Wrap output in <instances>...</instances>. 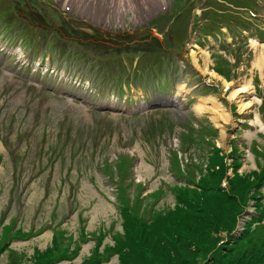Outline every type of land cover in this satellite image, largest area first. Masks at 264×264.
I'll return each mask as SVG.
<instances>
[{
    "label": "rangeland",
    "instance_id": "obj_1",
    "mask_svg": "<svg viewBox=\"0 0 264 264\" xmlns=\"http://www.w3.org/2000/svg\"><path fill=\"white\" fill-rule=\"evenodd\" d=\"M78 2L0 0V264H264V0Z\"/></svg>",
    "mask_w": 264,
    "mask_h": 264
},
{
    "label": "bare ground",
    "instance_id": "obj_2",
    "mask_svg": "<svg viewBox=\"0 0 264 264\" xmlns=\"http://www.w3.org/2000/svg\"><path fill=\"white\" fill-rule=\"evenodd\" d=\"M72 1H79L78 4H76V7H80L79 9H82L83 12L94 11L98 15H101L102 12L108 8L107 0H72ZM80 5H82V7ZM249 91H252V88H250L247 85V86L242 87V89L240 88V90L235 91L232 96H234V98L239 99L238 97H240V94H243V93L249 92ZM207 100H210V99H207ZM206 102H208V101H206V100L201 101L202 104H198L195 109L198 112L203 111V108H204L203 104H206ZM244 106H246V105H244ZM215 114H216L217 120H224L226 118V115H224L220 111H216ZM260 125L262 126V124H260Z\"/></svg>",
    "mask_w": 264,
    "mask_h": 264
},
{
    "label": "trees",
    "instance_id": "obj_3",
    "mask_svg": "<svg viewBox=\"0 0 264 264\" xmlns=\"http://www.w3.org/2000/svg\"><path fill=\"white\" fill-rule=\"evenodd\" d=\"M213 173H218L216 170L213 172ZM262 177H264V175L262 176ZM190 185H194V186H196V187H199V188H202L203 189V185L202 184H196L195 182H190L189 183ZM258 185V184H257ZM221 191H223L224 190V188H222V187H220L219 188ZM180 194H182L183 195V197L184 198H186V199H189V195H188V193H186V190H183V191H180ZM223 194H228L227 192H225L224 193V191H223ZM229 197H232L233 199L232 200H234L235 198H237V196L236 195H231V194H229ZM189 204H196V205H199V202H196L195 200H193V199H190L189 200ZM195 205V206H196ZM140 222L141 221H139V222H135L134 223V225L135 226H138V224H140ZM136 223H138V224H136ZM142 223V222H141ZM135 230H137V227L135 228ZM91 237V239H95V237L93 236V235H90ZM86 239L88 238V235H85L84 236ZM54 239H55V241H57V242H60V245H59V252L61 251L62 252V254L64 255V254H67L68 253V251H70V248H71V246L70 247H68L67 246V239H65V237H64V235L63 234H61V232L59 231V230H54ZM81 240V241H80ZM82 240H84L83 238H81V239H79V244L82 242ZM73 242V243H72ZM71 243H72V246L74 245V241H72ZM66 244V245H65ZM120 247H121V249L123 248L124 249V246H123V243L121 242V244H120ZM95 259H98V257L97 258H95ZM103 259H101L100 261H102Z\"/></svg>",
    "mask_w": 264,
    "mask_h": 264
}]
</instances>
